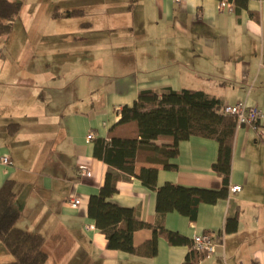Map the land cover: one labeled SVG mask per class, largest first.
I'll list each match as a JSON object with an SVG mask.
<instances>
[{
    "label": "crops",
    "instance_id": "crops-1",
    "mask_svg": "<svg viewBox=\"0 0 264 264\" xmlns=\"http://www.w3.org/2000/svg\"><path fill=\"white\" fill-rule=\"evenodd\" d=\"M19 1L18 14L45 23L38 33L46 38L32 54L49 61L32 81L19 63L28 58L27 37L37 33L24 29L14 42L9 31L0 44V153H10L8 162L0 161V184L13 179L19 213L13 230L41 233L49 264H180L190 246L161 235L152 256L106 247L86 206L107 166L93 153L94 139L107 136L117 109L131 104L140 88L187 86L223 103L257 104L262 114L256 125L234 128L228 185L241 188L199 202L194 219L168 210L164 226L187 237L211 233L215 252L197 264H264V0H247L239 13L231 3L218 9L219 0ZM64 9L80 11L60 14ZM89 129L94 136L86 142ZM217 146L202 135L180 140L175 168L153 164L156 184L219 188L221 176L211 167ZM83 164L91 165V175L77 174ZM147 164L137 160L136 170ZM74 195L81 200L71 206ZM231 199L238 204L237 226L228 232L223 224ZM109 200L138 206L144 221L155 218L154 190L136 176L117 180ZM150 233L136 229L134 243ZM6 254L0 245V256Z\"/></svg>",
    "mask_w": 264,
    "mask_h": 264
},
{
    "label": "trees",
    "instance_id": "trees-1",
    "mask_svg": "<svg viewBox=\"0 0 264 264\" xmlns=\"http://www.w3.org/2000/svg\"><path fill=\"white\" fill-rule=\"evenodd\" d=\"M226 1L236 13L247 8V0ZM19 7V0H0V35L8 34ZM79 11L64 9L59 13L70 15ZM249 14L257 18L255 11L250 10ZM223 104L219 96L201 88L148 87L138 89L131 104H122L117 109L119 117L109 127L107 136L94 139L93 153L107 166L102 183L97 192L89 195L86 206L88 216L104 234L106 247L152 256L157 251V237L161 235L170 244L190 246L180 264H197V260L205 256L191 245L190 237L166 228L163 220L165 213L172 209L194 219L199 202H214L227 196L236 120L223 111ZM192 134L217 141V155L211 167L221 176V186H186L169 180L156 184L157 167L153 164L175 168L176 163L171 159L178 154V142ZM137 160L148 164L136 170ZM131 176L138 177L154 190L155 218L152 222L141 219L138 206H124L109 200L116 191L117 180ZM13 199V179L7 178L0 184V243L8 254L0 256V264H49L41 233L13 230L19 215ZM237 206L231 199L223 224L225 231L236 229ZM139 228H149L151 233L135 244L133 233Z\"/></svg>",
    "mask_w": 264,
    "mask_h": 264
},
{
    "label": "built area",
    "instance_id": "built-area-1",
    "mask_svg": "<svg viewBox=\"0 0 264 264\" xmlns=\"http://www.w3.org/2000/svg\"><path fill=\"white\" fill-rule=\"evenodd\" d=\"M176 2H180L181 0H174ZM229 2L226 0L218 1V9L229 8ZM260 65L264 67V61L260 62ZM224 112L229 113L234 116L236 123L241 125H256L257 121L262 114V108L257 104H248L245 101L237 100L233 103H224L222 106ZM260 132H263V129H260ZM94 136L93 129H89L85 134V141H90ZM10 159V153L8 151H2L0 153V161L3 163L8 162ZM91 165L83 164L79 165L77 168V174L79 176L91 175ZM241 188V183H234L228 185V193L235 192ZM81 198L78 195L71 196L68 199V204L71 206H75L80 202ZM93 219V218H89ZM89 222L84 224V228L88 229L92 224ZM191 245L197 248L199 251L204 252L205 256H210L215 251V240L213 236L208 231L202 232H193L190 235Z\"/></svg>",
    "mask_w": 264,
    "mask_h": 264
},
{
    "label": "rangeland",
    "instance_id": "rangeland-1",
    "mask_svg": "<svg viewBox=\"0 0 264 264\" xmlns=\"http://www.w3.org/2000/svg\"><path fill=\"white\" fill-rule=\"evenodd\" d=\"M28 16L26 14L19 13L18 17L14 20L13 26L7 36L9 40L11 39L15 42L17 41V39H19L21 33L24 32V29L30 30L32 31V33H37L35 37L33 36L27 37V48H29V50H27L28 58H26L24 62L21 61L19 63L20 65L22 64L21 68L24 69V71L26 72L25 74L29 72L28 74L31 76L33 81V78H35L37 75L36 72L39 70V66L40 65L44 66L49 60L45 58V56L41 55L42 52L41 53L38 52L35 55L32 54V50L34 49V47L39 43L43 45L44 42L43 40L46 38L42 35L43 32L40 34L38 33L39 30L42 29L41 27L44 28L45 23L41 20H35V19L28 20ZM7 36L0 35V44L6 42ZM0 245L2 244L0 243Z\"/></svg>",
    "mask_w": 264,
    "mask_h": 264
}]
</instances>
